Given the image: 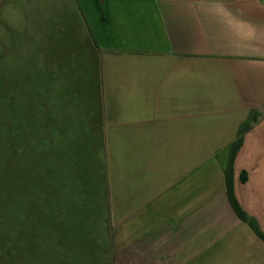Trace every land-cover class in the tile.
<instances>
[{
	"label": "crops",
	"instance_id": "crops-1",
	"mask_svg": "<svg viewBox=\"0 0 264 264\" xmlns=\"http://www.w3.org/2000/svg\"><path fill=\"white\" fill-rule=\"evenodd\" d=\"M80 2L109 264H264V0Z\"/></svg>",
	"mask_w": 264,
	"mask_h": 264
},
{
	"label": "rangeland",
	"instance_id": "rangeland-1",
	"mask_svg": "<svg viewBox=\"0 0 264 264\" xmlns=\"http://www.w3.org/2000/svg\"><path fill=\"white\" fill-rule=\"evenodd\" d=\"M85 16L80 0H0V264H109Z\"/></svg>",
	"mask_w": 264,
	"mask_h": 264
},
{
	"label": "trees",
	"instance_id": "trees-1",
	"mask_svg": "<svg viewBox=\"0 0 264 264\" xmlns=\"http://www.w3.org/2000/svg\"><path fill=\"white\" fill-rule=\"evenodd\" d=\"M255 120L254 114L251 112L248 115L247 121H245L241 127L238 130V134H237V139L235 140L233 147L231 148L230 151V155H229V161H228V167H230L231 163H232V159H233V151L236 149V147L240 144L241 142V133L242 131L249 125V121H253ZM235 210L237 212V214L239 215V217H241L243 220H247L245 213H243L236 205H235ZM251 226L253 227V229L262 237V234L259 232V230L254 226V224H252L250 221H248Z\"/></svg>",
	"mask_w": 264,
	"mask_h": 264
}]
</instances>
